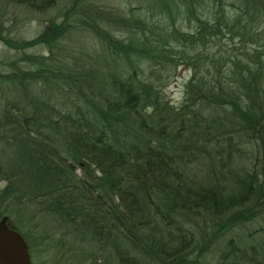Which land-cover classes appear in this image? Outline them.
I'll list each match as a JSON object with an SVG mask.
<instances>
[{"label": "trees", "instance_id": "trees-1", "mask_svg": "<svg viewBox=\"0 0 264 264\" xmlns=\"http://www.w3.org/2000/svg\"><path fill=\"white\" fill-rule=\"evenodd\" d=\"M60 1L0 0V19ZM134 1L65 0L29 40L0 20L5 48L47 50L0 73V197L117 264H264V227L246 232L264 221V0Z\"/></svg>", "mask_w": 264, "mask_h": 264}, {"label": "rangeland", "instance_id": "rangeland-1", "mask_svg": "<svg viewBox=\"0 0 264 264\" xmlns=\"http://www.w3.org/2000/svg\"><path fill=\"white\" fill-rule=\"evenodd\" d=\"M65 0H61L57 6L48 14H25L19 10L12 11L5 18L0 20L3 25L9 28V36L14 40H29L42 31L44 25H48V19L52 16L61 15V9ZM101 7L112 9L127 8L137 3L134 0H96ZM14 15L17 20L14 21ZM70 42H82V38L75 36L72 40L61 42L62 47ZM71 46L74 43L70 44ZM58 49L52 51L56 57ZM22 54H43L47 55L44 47H36L23 51L9 50L0 44V73L11 70L10 64L19 59ZM56 54V55H55ZM189 77V72L184 67H178L171 72L162 82L160 89L165 99L173 107L180 105L182 100L183 85ZM76 176L81 172L75 170ZM6 186V182L0 181V190ZM8 197H0V216L7 218V225L17 230L27 245V251L31 264H117L110 247L100 248L98 244L88 243L82 240L77 232H71L70 228H65L58 224L53 217L43 216L39 213V205L23 204L19 210L15 207L9 208ZM10 213L2 214L7 208ZM264 227V221L257 219L248 224L246 232L255 233ZM259 228V229H258Z\"/></svg>", "mask_w": 264, "mask_h": 264}, {"label": "water", "instance_id": "water-1", "mask_svg": "<svg viewBox=\"0 0 264 264\" xmlns=\"http://www.w3.org/2000/svg\"><path fill=\"white\" fill-rule=\"evenodd\" d=\"M6 222L0 218V264H31L25 241Z\"/></svg>", "mask_w": 264, "mask_h": 264}, {"label": "flooded vegetation", "instance_id": "flooded-vegetation-1", "mask_svg": "<svg viewBox=\"0 0 264 264\" xmlns=\"http://www.w3.org/2000/svg\"><path fill=\"white\" fill-rule=\"evenodd\" d=\"M2 217H5V216H0V218H2ZM6 224H7V222H6ZM8 226V225H7ZM9 227V226H8ZM10 228V227H9ZM12 229V228H11ZM14 230V229H13ZM16 231V230H15ZM17 232V231H16Z\"/></svg>", "mask_w": 264, "mask_h": 264}]
</instances>
